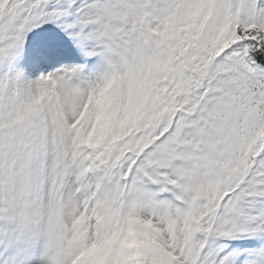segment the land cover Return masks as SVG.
I'll list each match as a JSON object with an SVG mask.
<instances>
[{
    "label": "snow or ice",
    "instance_id": "6c2138e0",
    "mask_svg": "<svg viewBox=\"0 0 264 264\" xmlns=\"http://www.w3.org/2000/svg\"><path fill=\"white\" fill-rule=\"evenodd\" d=\"M0 264H264V0H0Z\"/></svg>",
    "mask_w": 264,
    "mask_h": 264
}]
</instances>
